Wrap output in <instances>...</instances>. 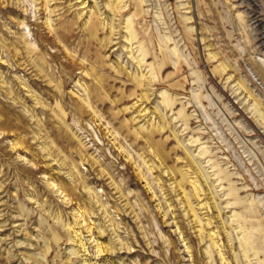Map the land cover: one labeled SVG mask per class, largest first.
Here are the masks:
<instances>
[{
  "label": "rangeland",
  "instance_id": "obj_1",
  "mask_svg": "<svg viewBox=\"0 0 264 264\" xmlns=\"http://www.w3.org/2000/svg\"><path fill=\"white\" fill-rule=\"evenodd\" d=\"M261 26L264 0H0V264H264Z\"/></svg>",
  "mask_w": 264,
  "mask_h": 264
},
{
  "label": "bare ground",
  "instance_id": "obj_2",
  "mask_svg": "<svg viewBox=\"0 0 264 264\" xmlns=\"http://www.w3.org/2000/svg\"><path fill=\"white\" fill-rule=\"evenodd\" d=\"M260 20H261V19H260ZM257 21H259V20L257 19ZM261 22H262V21H261ZM261 29H262L261 32H260V33H261V34H260V35H261V39H264V27L261 26Z\"/></svg>",
  "mask_w": 264,
  "mask_h": 264
}]
</instances>
